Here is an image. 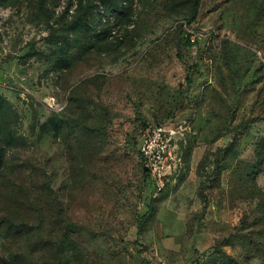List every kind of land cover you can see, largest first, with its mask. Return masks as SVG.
<instances>
[{
    "label": "rangeland",
    "instance_id": "obj_1",
    "mask_svg": "<svg viewBox=\"0 0 264 264\" xmlns=\"http://www.w3.org/2000/svg\"><path fill=\"white\" fill-rule=\"evenodd\" d=\"M3 157L0 224L55 200L81 264H264V0H0Z\"/></svg>",
    "mask_w": 264,
    "mask_h": 264
},
{
    "label": "trees",
    "instance_id": "obj_2",
    "mask_svg": "<svg viewBox=\"0 0 264 264\" xmlns=\"http://www.w3.org/2000/svg\"><path fill=\"white\" fill-rule=\"evenodd\" d=\"M5 161V157L0 158L2 166ZM51 202L55 210L44 205L27 211L29 221L9 219L0 224L12 244L13 252L6 263L81 264L84 261L83 251L72 239L77 227L67 219L55 200ZM56 210L58 218H55Z\"/></svg>",
    "mask_w": 264,
    "mask_h": 264
},
{
    "label": "built area",
    "instance_id": "obj_3",
    "mask_svg": "<svg viewBox=\"0 0 264 264\" xmlns=\"http://www.w3.org/2000/svg\"><path fill=\"white\" fill-rule=\"evenodd\" d=\"M170 140H173V132L164 125H156L147 128L140 145L144 167H148V173L160 181L175 162Z\"/></svg>",
    "mask_w": 264,
    "mask_h": 264
},
{
    "label": "water",
    "instance_id": "obj_4",
    "mask_svg": "<svg viewBox=\"0 0 264 264\" xmlns=\"http://www.w3.org/2000/svg\"><path fill=\"white\" fill-rule=\"evenodd\" d=\"M144 170H145L146 173L149 172V168L148 167H144Z\"/></svg>",
    "mask_w": 264,
    "mask_h": 264
}]
</instances>
